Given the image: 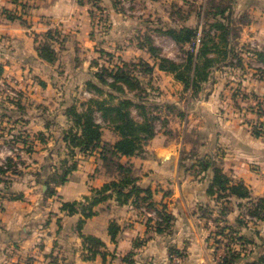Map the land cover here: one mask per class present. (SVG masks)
<instances>
[{
	"label": "crops",
	"instance_id": "1",
	"mask_svg": "<svg viewBox=\"0 0 264 264\" xmlns=\"http://www.w3.org/2000/svg\"><path fill=\"white\" fill-rule=\"evenodd\" d=\"M231 2V26L239 29L234 44L240 64L213 67L199 96L184 90L183 84L160 69L152 57L145 59L153 66L150 81L157 90L158 114L164 124L155 125L141 153L121 156L119 161L130 163L136 184L149 187L156 206L165 205L173 215L171 228L156 232L153 220L146 224L151 216L142 210L144 206L137 208L132 198L119 203L113 192L94 206L95 213L81 228L82 234L104 242V255L84 258L76 229L82 216L79 212L65 214L61 204L79 200L91 187L99 188L119 175L106 170L100 148L88 153L76 151L77 167L65 182H51L54 192L47 195L45 179L65 149L58 135L55 144L43 141L26 153L21 175L12 176L8 185L0 180V264H21L22 258L29 259L27 264H125L130 252L132 264H220L218 254L225 246L216 241L221 237L216 231L227 224L232 233L251 240L243 244L236 264H245L247 258L264 252V219L249 220L244 211L250 201L264 197V132L255 136L251 129L255 122L264 127V111L257 108L264 105V62L258 58L259 52L264 54V0ZM81 7L76 0H0V85L8 92V87L19 92L18 98H12L0 91V121L16 117L10 111L16 107L15 100L21 105L18 117H23V129L28 133L32 129L45 131V120L67 121L63 110L72 103L67 93L74 94L70 91L73 85H82V73L87 76L74 60L87 40V16ZM108 8L117 19V10L111 4ZM240 9L245 15L236 17ZM59 29L67 33L61 57H68L60 67L58 36L52 41L54 61L41 58L36 50L47 30L59 34ZM62 68L64 78L59 75ZM101 130L103 141L113 143L118 138L109 126H101ZM199 158L218 164L232 183L243 182L250 196L218 197L216 190L209 193L212 170L201 168ZM16 193L22 197L10 196ZM239 219H244L243 223ZM112 221L119 226L114 240L108 231ZM137 240L141 244L135 246ZM230 244L240 247L239 243ZM170 246L183 251L184 256L170 253Z\"/></svg>",
	"mask_w": 264,
	"mask_h": 264
},
{
	"label": "trees",
	"instance_id": "2",
	"mask_svg": "<svg viewBox=\"0 0 264 264\" xmlns=\"http://www.w3.org/2000/svg\"><path fill=\"white\" fill-rule=\"evenodd\" d=\"M202 18L200 45L195 52L186 49L184 51L185 59L182 62H177L162 55L159 48L152 43L151 38L148 36H146V46L143 43L140 44V47L147 49L150 57L156 61L160 69L172 73L174 78L183 84L184 90H189L195 97L199 96V93L203 89V84L208 81L213 67L218 65L237 66L240 64V57L234 44V38L237 37L239 29L231 26V0H207L203 8ZM197 29L198 25H181L179 27H168L157 30H161L176 44L185 46L195 37ZM56 34H58L57 31L47 30L45 40L38 42L36 47L38 55L49 62L54 61L56 57L55 50L52 47V41L56 40L57 37ZM258 58L264 62L263 53L259 52ZM102 68L103 71L101 72L103 74L96 72L94 78L103 83V85H106L110 90L107 93L104 92L105 95L103 97L90 96L82 105L80 104V108L77 107L75 102L64 108L63 114L67 119V127L62 129L60 139L64 143L65 155L59 159V165L54 164L53 166V176L57 175L59 169L57 179L52 178L51 172L45 179V184L47 185L45 193L51 195L54 192L51 182L54 185L65 182L68 174L77 167V161L74 159L76 151L88 153L97 148H100V157L106 170L118 173L119 178L117 180L104 183L99 188L91 187L89 193L81 199L63 201L61 204L60 209L65 214L79 212L82 216L77 221L76 229L82 238L85 250L83 256L86 259L93 258L97 253L104 255L102 249L104 242L98 237L82 234V225L86 218L95 213L94 206L107 199L113 192L119 203H125L129 198H132L137 208L145 206L147 210H153L156 219L147 217L146 224L147 226L150 225V222L153 220L154 230L158 233L168 231L173 221V215L166 211L165 205L162 204L161 207L156 206L152 200V190L149 187L143 188L136 184V177L132 174L131 164L119 161L121 156H131L141 153L144 150V145L154 134L155 120L160 117V114L156 115L148 110L146 104L148 97L144 99L145 101L139 102L131 97L124 96L125 87L143 89L144 91L153 88L150 81L153 66L145 59H140L137 63H133L119 57V62H113L111 66L104 65ZM96 80H87L85 84L86 87L100 94L102 91ZM154 90L155 88L152 91ZM113 91L121 93L123 96L115 98L112 95ZM152 98L157 102L154 104L155 108L160 111V104L156 99V94ZM114 99H117V101L114 102ZM15 102L18 109H21L20 103L17 100ZM133 108L137 110L139 119L133 117ZM96 114L117 133L118 138L113 143L102 140L101 124L96 120ZM22 118V116L18 117L20 120H23ZM251 129L255 136H260L264 132L261 122L252 124ZM19 132L24 133L30 138L34 136L41 142L45 140L42 131H38L32 135L25 129ZM23 144L25 147H22V149L25 152L30 153L34 151V140L26 141L23 139ZM12 158L7 159L9 161L8 164H0V180L5 185H8L11 180L8 172L11 169L10 161ZM197 163L203 169L210 167L212 170L211 182L208 186L209 193H213L216 190L219 191L218 197L235 195L239 198H246L250 196L249 189L243 182L232 183L230 178L222 172L221 167L214 161L207 158H199ZM12 173L15 175L21 172L14 170ZM10 196L12 198H21L22 194L16 193ZM250 202L252 204L246 207V214L256 218V220H263L264 197H259L255 201ZM243 220L239 219V222L243 223ZM226 228L228 231L225 232ZM118 229L117 223L112 221L109 224L108 231L111 239H115ZM232 231L234 230L229 224L218 228L216 231L221 237L228 239V241L223 243L225 253L220 260V264H236L239 258H241L240 251L245 241L251 242L248 237H242L232 233ZM216 241L220 242L218 238ZM230 242L239 243L240 247L233 248ZM138 244H141V241H135V246ZM262 244L264 245V238L262 239ZM169 252L181 257L184 256V252L174 246L169 247ZM131 254L132 252L126 255L125 264L133 263V258L130 257ZM245 264H264V252L255 258H247Z\"/></svg>",
	"mask_w": 264,
	"mask_h": 264
},
{
	"label": "rangeland",
	"instance_id": "3",
	"mask_svg": "<svg viewBox=\"0 0 264 264\" xmlns=\"http://www.w3.org/2000/svg\"><path fill=\"white\" fill-rule=\"evenodd\" d=\"M82 6L81 9L84 10L87 16V28L85 36L87 38L85 48L79 52L76 50L74 60L77 64H80L82 70L87 74L80 78L82 85H77L70 89L74 91V94L67 93L68 97H71L72 102L76 101L78 104L85 102L90 96L95 95L98 97H103L110 89L103 85L99 80L94 78L96 72L103 71V66H111L113 62H119V57L124 58L128 62L137 63L140 59H149L151 57L146 48L140 47V44L143 43L146 46L147 39L146 36L150 37L152 43L157 46L160 50V53L166 57H169L177 62H182L185 59V50L188 47L185 45L181 46L176 44L169 36L165 35L163 32L158 31L157 29L168 28V27H179L181 25H191L196 26L200 25V20L202 18V5L207 2V0H76ZM226 3V2H225ZM112 5L115 9V13L118 14L117 19H113L111 16L115 15L114 13L109 12V5ZM236 10L234 9V12ZM236 14V17H242L245 15L240 9ZM161 27V28H160ZM59 39V67L67 62V55L61 57V51L66 44L67 33L59 29V34H56ZM57 38V37H56ZM75 46L74 43L68 42V45ZM124 55V56H123ZM112 56V57H111ZM154 60V59H153ZM152 60V61H153ZM63 61V63L61 62ZM65 66V65H64ZM130 67V66H129ZM62 70H59V75L64 78ZM103 74V72H101ZM71 73H68L66 78L69 79ZM147 77V76H146ZM87 80H96V83L99 85L102 92L100 94L95 92L88 87H86L85 81ZM0 91L2 96L11 95L12 98H18L19 92L16 88L8 87V91L5 90V87L0 85ZM7 88V87H6ZM6 92H5V91ZM68 90V89H67ZM124 96L131 97L135 101H145L147 99V108L152 113L158 115L159 111L155 108V102L152 98L153 95L157 94V90L144 91L143 89L138 88H126L125 87ZM86 91V94L83 92ZM4 94V95H3ZM89 94V95H88ZM112 95L115 98L122 97L121 93L112 92ZM150 95V96H149ZM10 96V97H11ZM117 99H114L116 102ZM160 107V106H159ZM161 110V108H159ZM10 110V109H9ZM37 111L41 108H36ZM35 110V111H36ZM15 116L18 117V112L21 109L14 107ZM36 111V112H37ZM162 112V111H161ZM132 115L135 119H139V114L135 108L132 109ZM14 116V115H13ZM12 118L10 120L0 121V164H8V158L13 157L10 165L9 176L21 175L23 169L25 168L26 153L22 147H25L23 144V139L26 141L34 140V147L41 145L39 139L34 136L27 137L23 131V120L18 118ZM96 120L101 124L102 127L108 126L98 114H96ZM45 123L48 124V128L43 131L45 142L50 141L53 145L56 143L55 139L61 138L62 129L67 127V121L59 119L58 121L45 120ZM58 123V124H57ZM56 124V125H55ZM164 124L163 118L160 115L158 119L155 120V125ZM28 129V128H26ZM53 131L50 133V131ZM39 130H31V135L36 134ZM49 131V132H48ZM50 133V134H49ZM30 135V136H31ZM194 139V138H193ZM17 155H19L17 157ZM65 151L63 150V157ZM27 161V160H26ZM55 164L59 165V158L55 161ZM54 166V164H51ZM17 170L21 173L13 175L12 171ZM50 175L52 178L57 179V175L53 176L54 173L53 167H50ZM33 171V170H32ZM145 208V206H144ZM146 209V208H145ZM147 210V209H146ZM246 211V209H244ZM252 221H257L255 219H249ZM220 237L218 238L222 243L228 241L227 238ZM29 261L28 258H22L21 264H27Z\"/></svg>",
	"mask_w": 264,
	"mask_h": 264
},
{
	"label": "built area",
	"instance_id": "4",
	"mask_svg": "<svg viewBox=\"0 0 264 264\" xmlns=\"http://www.w3.org/2000/svg\"><path fill=\"white\" fill-rule=\"evenodd\" d=\"M201 42V24L198 26V29L195 33V37L187 44V47L190 51L195 52ZM84 94H86V91L83 92ZM89 95V94H88ZM257 108L260 111H264V105L263 104H259L257 105ZM98 121V120H97ZM264 128V127H263ZM143 211L147 212V215L154 217V219H156V215L155 212L153 210H146L144 207L142 208ZM247 218L249 219H255L254 217L250 216V215H246ZM225 250H222L219 254H218V258L219 260H221V258L224 256Z\"/></svg>",
	"mask_w": 264,
	"mask_h": 264
}]
</instances>
